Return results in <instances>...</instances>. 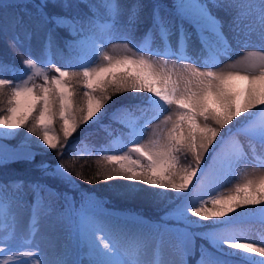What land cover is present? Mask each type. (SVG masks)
<instances>
[{
  "label": "snow or ice",
  "instance_id": "6c2138e0",
  "mask_svg": "<svg viewBox=\"0 0 264 264\" xmlns=\"http://www.w3.org/2000/svg\"><path fill=\"white\" fill-rule=\"evenodd\" d=\"M236 6L234 0H172L166 17L161 15L160 5H151L148 39L155 34L162 43V47L153 48L147 39L145 45L137 46L132 35L139 30L141 12L148 5L140 0L129 5L111 0L106 4L108 17L117 21L126 15L128 34L120 37L126 41L124 44L105 51L113 38L114 25L101 22L85 0H35L31 5H11L8 0H0V10L20 9L11 15L0 13V32L13 33L10 47L16 46L19 29H25V37L31 39L26 17L29 21L38 17L41 27L47 28L45 50L53 46L57 29H66L70 36L79 37L67 42L68 47L84 54L78 53L81 62L69 61L65 66L45 61L41 67L34 58H24L22 64L32 70L31 75L21 79L23 73L15 72L13 78H0V139L20 135L23 128L30 145L23 154H5L0 149V166L23 161L46 177H59L72 185L77 181L94 185L101 180L123 179L162 190L154 195L175 193V200L180 202L175 218L189 227L211 220L209 227L215 228L218 221L241 207L264 205V157H258V152L264 153V51L249 53L235 64L214 70L217 58L232 51L219 14L229 18L230 27L235 28L237 18L231 14ZM173 35L177 37L176 50L170 45ZM259 39L264 49V3ZM190 44L199 45L196 59L186 55ZM205 56L203 64L197 62ZM97 57L100 62L95 66L86 62H95ZM185 60L186 64L172 63ZM35 77H42V82L36 83ZM81 84L82 92L78 88ZM125 93L147 94L134 98L132 106L137 110L143 111L136 100L159 107L158 115L164 111L168 114L152 129L147 143L134 142L123 155L103 156L89 177L76 170L85 165L68 152L70 142L83 131L82 125L96 123L108 113L116 103L113 97ZM148 123L140 128L141 133L147 130ZM130 127L136 131L134 122ZM237 175L242 179L228 194L217 191ZM24 183L19 178L0 183V226L9 190H19ZM200 186L208 189L207 198L193 190ZM28 187L38 194L44 185L30 182ZM77 215L83 250L75 259L51 262L43 258L39 248L35 254L27 251L22 255L33 257L35 264H127L121 258L119 235L112 227L87 217L83 207ZM175 231L182 233L181 255L190 254V241L196 234L179 228ZM198 235L209 242L213 251L202 246L195 264H229L221 259L227 256H235L245 264H264V239L257 241L218 231ZM9 239L10 236L0 237V245L8 253L20 252L9 246ZM5 248H0V257L5 255ZM0 264L11 262L0 260ZM18 264L29 261L21 259Z\"/></svg>",
  "mask_w": 264,
  "mask_h": 264
},
{
  "label": "trees",
  "instance_id": "16d2710c",
  "mask_svg": "<svg viewBox=\"0 0 264 264\" xmlns=\"http://www.w3.org/2000/svg\"><path fill=\"white\" fill-rule=\"evenodd\" d=\"M8 2L11 5L25 3L31 5L35 0H9ZM110 2L111 0H85V3L90 5L95 14L101 18V22L113 23V37L127 35L125 27L127 16H122L117 21L110 19L106 7V4ZM136 2L137 0H129V4ZM238 2L242 13L249 9L250 12L254 10L253 13L260 16L261 4L264 3V0H238ZM140 3L148 5V7L145 10L143 9L144 12H141L140 28L132 35L135 40L146 41L147 39L148 41L146 26L151 25L152 22L151 5H160L161 15L167 17L172 0H140ZM19 12L20 9L15 7L0 10L3 15ZM26 23L27 30L31 32V39L25 37V29H19L16 33L19 36V40L15 47L9 46V39L13 33L5 34L0 32V75L13 78L15 72L23 73L22 60L27 57H36L43 64H45V61H51L57 66H65L69 61L81 62L78 61L79 50L70 49L67 43L69 41L74 42L79 37L70 36L66 29H57L53 46L45 50L47 28L41 27L42 21L38 17H33L30 21L26 17ZM185 27L189 31L192 30L188 24H185ZM154 37L158 36L152 34L150 39ZM79 55L84 54L79 53ZM51 63L47 64V66L51 65ZM78 86L82 92V84ZM146 95L143 93L141 96L124 98L123 96H115L113 99L116 103L100 121L96 123L90 121L82 127L83 131L77 134L74 142H70L71 146L68 148V152L78 158L79 164L85 165L83 169L77 167L76 170L84 171L90 177L96 172L97 158H103L112 150L120 148L125 141H129V135L133 133V128L130 127V124L133 122L135 115L142 112L146 113L150 106H154L141 103L138 100L135 103H140V108L143 111L137 110L132 106L134 98ZM21 131L22 128L19 132L21 133ZM67 159H70V157H66ZM66 167H68L69 172L75 178V172L71 165L68 164ZM12 178L23 179L25 183L19 190H9L8 198L4 201L6 211L3 225L0 226V232L8 236L14 231L16 226L22 225L24 233H21L20 238H25V240L33 237L34 232L40 226L41 218L48 220L51 213L53 217L57 213L60 222L72 221V226L74 227L75 221L79 223L77 213L83 207L87 217L93 221L109 225L117 234H124L133 246H150L155 253H171L174 258L179 256L180 264H195V261L200 257L202 246L208 251H213L209 242L202 239L198 235L199 233L218 231L227 234L231 230L248 226L254 229H262L264 227V212L256 210L249 213L245 212V207H241L229 217L218 221L215 228L209 227L213 223L211 220L202 221L200 224L195 225V228L191 230L193 234H196L193 238L203 240L204 244L200 241L191 242L190 254L181 255L184 247L183 239L172 227L173 222H170L168 216V206L149 207L140 204L135 200L134 196H122L113 191L110 192L111 189H114L112 188L114 184L105 187L102 180L94 185L84 184L83 181H77L74 185L68 184L59 177L44 176L34 166L23 161L8 162L4 166H0V183L7 182ZM114 180L116 182L119 181V179ZM30 182H39L44 185V188L37 194V192L28 187ZM123 183L117 184L121 188L125 187ZM202 189H204V186L193 190L199 191L204 195V198H207ZM92 195L95 197L93 204H102L103 208H95L92 211L84 210L86 200ZM146 208L150 209L147 210ZM130 212L135 215L129 216L131 215L128 214ZM77 239L79 243L75 241V246L79 253L83 250V248L79 247V244L82 243L80 233ZM223 259L227 260L229 264H245L243 260H238L235 256H227L223 257Z\"/></svg>",
  "mask_w": 264,
  "mask_h": 264
},
{
  "label": "rangeland",
  "instance_id": "374dc122",
  "mask_svg": "<svg viewBox=\"0 0 264 264\" xmlns=\"http://www.w3.org/2000/svg\"><path fill=\"white\" fill-rule=\"evenodd\" d=\"M9 1V0H8ZM121 4L128 5L129 0H119ZM235 4L237 5L236 8L232 12V16L237 18V25L235 28H231L229 25V18H224L222 14L220 15V18L224 20V28L223 32L226 36L232 51L228 56L225 57H218V66L214 69L216 71H219L223 69L226 65L229 64H235L237 61L243 60L245 56H247L249 53H256L264 51V49L261 48V41L259 39V28H260V16L257 14H254L247 9L246 12H241L240 10V3L238 0H234ZM145 10V9H144ZM144 10L142 12H144ZM215 11V10H214ZM126 41L124 39H121L120 37H113L109 43H107L105 51H112L114 45H121L124 44ZM135 43L137 46H143L145 45L146 41H141L140 39H136ZM149 46L153 48H160L162 47V43L158 37H154L149 39L148 41ZM170 45L173 48V50H176L178 43H177V37L173 35L170 40ZM129 47H132L130 44ZM199 52V45L198 44H190L189 47L186 50V55L191 59H196ZM27 58H34L38 66L44 67L45 64L41 63L40 60L36 57H27ZM161 59V58H158ZM207 59V57H200L197 61L200 64H203V61ZM99 57L96 58L95 62L88 61V63L91 64V66H95L96 63H99ZM188 61H173L172 63H176L177 65L181 63H187ZM23 67V76L21 79H26L28 75L32 74L31 69H27L25 65L22 64ZM49 75L54 74L51 71V65L47 66ZM0 78H9L6 76L0 75ZM36 83L42 82V77H35ZM79 87V86H78ZM244 83H240V88L243 89ZM84 90V89H83ZM143 93H125L123 95L124 97H131V96H141ZM161 109L157 107L156 105L150 106L148 110L145 112H142L140 114H136L135 118H133V122L135 123L136 131L129 135V141H125L120 148H117L115 150H112L107 155H123L132 143L134 142H140V143H147L150 136L152 135V129L158 124L164 117V115H167L168 112L164 111L163 115H158L160 113ZM145 113V114H144ZM156 117L155 119H153ZM256 117H260V113L256 112ZM146 121H150V123L147 124V130L141 133L139 130L141 127L145 125ZM132 122V123H133ZM131 123V124H132ZM82 125L81 127H83ZM25 133L26 130L22 128V131L20 135L13 136V137H7L0 139V149L3 150L5 154L11 153L13 151L23 154L28 150L30 145H28L26 139H25ZM34 139V137H33ZM258 157H264V153L258 152ZM135 158V157H134ZM102 161V158H97V162ZM99 165H96V170L98 169ZM242 178L237 175L236 178L228 181L225 185H221L217 191L221 194H228V190L234 186L235 183L239 182ZM103 181V180H102ZM124 182L123 184L125 187H119V184ZM104 186L107 187V185H112L111 191L117 194H121L122 196H134L135 200L139 202L140 204L147 205L149 207H163L168 206L169 207V218L170 222L172 223V227L174 229H182L184 231H187L188 233H192V228H195V225L193 226H186L182 222H179L175 218V209L177 205L180 203L179 201L175 200V193H165L163 195H154L152 193H159L162 190L160 189H147L145 185L141 183H135L132 184L128 182L127 180L119 179L118 182L116 180L113 181H107L104 182ZM121 184V185H123ZM138 184V185H137ZM142 188V189H141ZM203 192L206 194L208 189L204 187L202 189ZM91 199H87L85 202L84 210L88 209L90 211L94 210L95 208H103L102 204L94 205L93 201L95 200V197L92 195L90 196ZM244 208V207H243ZM147 210L150 208H146ZM264 209V205L259 206H247L245 207V212L251 213L252 211H262ZM113 212V211H112ZM236 212V211H235ZM56 213V212H55ZM114 213V212H113ZM234 212L228 214L224 218L229 217ZM131 214L129 216L135 215L132 212L128 213ZM69 218V216L67 215ZM141 218V217H140ZM223 218V219H224ZM192 219H195L193 217ZM40 220V219H39ZM79 223L75 221L74 227L72 226V221L70 222H60L59 216L50 214V219H43L41 218L40 226L37 229L36 232H34L33 237L29 241H25V238H20L21 233H24V227L21 225H18L15 227L14 231L10 233L8 236H10V239L8 241L9 246L13 248H19L21 249L20 252H12L8 253L4 245H0V248H5V255L3 257H0V260L3 261H10L11 264H18V261L21 259L29 261V264H35V260L31 256H23L22 252L31 251L35 254L37 248L42 252L43 258L54 262L57 260H64V261H70L76 258L78 254V249L75 246L76 243H79L77 236L79 234L78 230ZM193 234V233H192ZM227 234H236L241 237H246L249 239H255L257 241L264 239V228H252L251 226L239 228L236 230H231ZM119 240H120V249H121V258L125 261H127V264H180V258L173 257L171 253H157L155 255L152 254V249L150 246L141 245V246H133L130 241L127 239V237L124 234H118ZM179 235L182 237V233H179ZM5 235L0 232V237H4ZM200 241L203 243V240H196L194 238L191 239V242H197ZM82 242V240H81ZM204 244V243H203ZM75 246V247H74ZM80 248H83V242L79 244ZM226 251H229L226 249ZM259 259V257H256ZM223 259V257H221Z\"/></svg>",
  "mask_w": 264,
  "mask_h": 264
}]
</instances>
